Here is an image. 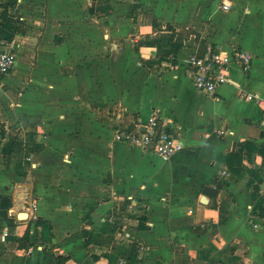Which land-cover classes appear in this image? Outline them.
Instances as JSON below:
<instances>
[{
    "label": "crops",
    "instance_id": "1",
    "mask_svg": "<svg viewBox=\"0 0 264 264\" xmlns=\"http://www.w3.org/2000/svg\"><path fill=\"white\" fill-rule=\"evenodd\" d=\"M0 36V264H264V109L238 95L264 96V0H0ZM208 44L253 55L215 97L187 69ZM154 110L168 161L114 138Z\"/></svg>",
    "mask_w": 264,
    "mask_h": 264
},
{
    "label": "built area",
    "instance_id": "2",
    "mask_svg": "<svg viewBox=\"0 0 264 264\" xmlns=\"http://www.w3.org/2000/svg\"><path fill=\"white\" fill-rule=\"evenodd\" d=\"M232 5L223 2L221 8L230 10ZM17 50L12 41H6L0 36V75H8L15 67ZM253 55L246 49L238 46L224 47L208 44L201 53H193L187 63V69L198 92L216 96L219 88L231 81V69L238 66L244 73H249L252 67ZM240 98L253 101L264 109V96L247 88L238 89ZM178 127L160 110H154L145 124L138 125L134 130L116 129L115 140L122 141L129 146L152 151L162 160H170L176 153L183 150L184 142L177 135ZM217 135H223L225 130L218 128ZM228 174L227 170H223ZM144 244H138L136 258L139 264L144 251ZM116 264H130L122 257Z\"/></svg>",
    "mask_w": 264,
    "mask_h": 264
},
{
    "label": "rangeland",
    "instance_id": "3",
    "mask_svg": "<svg viewBox=\"0 0 264 264\" xmlns=\"http://www.w3.org/2000/svg\"><path fill=\"white\" fill-rule=\"evenodd\" d=\"M12 74V71L8 75L1 76L0 82H8V79L10 78ZM2 89V86L0 85V90Z\"/></svg>",
    "mask_w": 264,
    "mask_h": 264
},
{
    "label": "water",
    "instance_id": "4",
    "mask_svg": "<svg viewBox=\"0 0 264 264\" xmlns=\"http://www.w3.org/2000/svg\"><path fill=\"white\" fill-rule=\"evenodd\" d=\"M206 192H207L208 194H211V193H212L211 188H208V189L206 190Z\"/></svg>",
    "mask_w": 264,
    "mask_h": 264
}]
</instances>
